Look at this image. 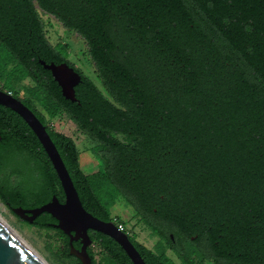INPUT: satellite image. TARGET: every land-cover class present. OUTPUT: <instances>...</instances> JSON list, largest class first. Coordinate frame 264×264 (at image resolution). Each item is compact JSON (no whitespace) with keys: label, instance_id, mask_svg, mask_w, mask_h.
<instances>
[{"label":"trees","instance_id":"obj_1","mask_svg":"<svg viewBox=\"0 0 264 264\" xmlns=\"http://www.w3.org/2000/svg\"><path fill=\"white\" fill-rule=\"evenodd\" d=\"M38 11L83 40L100 89L65 44L48 42ZM38 60L73 67L75 101ZM24 78L47 118L64 114L92 143L94 172L84 174L72 139L18 98ZM0 79L43 124L92 216L112 221L120 197L183 262L169 235L218 245L227 264H264V0H0ZM52 195L63 197L43 149L0 105V203L33 208ZM53 222L40 213L32 225L52 230L56 254L80 264ZM87 235L103 253L96 263L87 248L90 264H132L108 236ZM127 237L145 264H171L162 248Z\"/></svg>","mask_w":264,"mask_h":264},{"label":"water","instance_id":"obj_2","mask_svg":"<svg viewBox=\"0 0 264 264\" xmlns=\"http://www.w3.org/2000/svg\"><path fill=\"white\" fill-rule=\"evenodd\" d=\"M39 65L50 73L57 84L61 96L75 101L73 87L80 81V75L65 62L57 64L38 60ZM0 105L15 112L28 126L48 158L57 177L63 194V202L54 195L50 199L33 208L10 207L9 211L18 219L31 224L40 213L49 214L56 222L52 226L68 237V254L75 257L80 264H90L86 247L90 244L87 229L108 236L123 250L132 264H145L139 253L129 241L127 234L118 230L111 221H102L85 211L78 199L76 190L68 172L49 138L45 127L34 113L19 99L0 89ZM79 241V247L74 248L71 241ZM0 264H39L24 249V247L0 225Z\"/></svg>","mask_w":264,"mask_h":264},{"label":"rangeland","instance_id":"obj_3","mask_svg":"<svg viewBox=\"0 0 264 264\" xmlns=\"http://www.w3.org/2000/svg\"><path fill=\"white\" fill-rule=\"evenodd\" d=\"M38 13L48 42L50 44L57 42L65 44L68 47L67 60L84 75L89 77L100 89L93 73L92 63L86 53V45L83 40L76 33L64 28L54 17L40 11H38ZM2 83L0 79V87ZM32 87V81L28 78H24L14 86L13 91L18 98H29L53 130L61 132L72 139L78 151L80 170L84 174L94 172L96 170V162L90 155L92 143L64 114H58L51 119L47 118L43 110L38 106L35 98L30 94ZM109 215L121 222L124 225V231L143 246L147 248H164L162 245L163 242L157 240L156 236L149 231V229L137 218L133 210L120 197L115 198L113 204L109 208ZM0 216L20 239L47 264H71L69 261L61 259L56 254V249L60 245V242L52 230L38 229L31 224L22 222L12 215L2 203H0ZM180 243L183 248H188L190 246V244L185 242ZM90 249L94 261L100 263L103 253L96 244H91Z\"/></svg>","mask_w":264,"mask_h":264},{"label":"flooded vegetation","instance_id":"obj_4","mask_svg":"<svg viewBox=\"0 0 264 264\" xmlns=\"http://www.w3.org/2000/svg\"><path fill=\"white\" fill-rule=\"evenodd\" d=\"M62 192V191H61ZM63 195V194H62ZM57 199V198H56ZM58 200V199H57ZM59 202H63V197L61 200H58ZM12 214V213H11ZM13 215V214H12ZM137 216V215H136ZM17 218V217H16ZM137 218L139 219V217L137 216ZM18 219V218H17ZM20 220V219H19ZM140 220V219H139ZM22 221V220H21ZM141 221V220H140ZM24 222V221H22ZM56 221L54 220V222L52 224H54ZM112 222V221H111ZM142 222V221H141ZM51 224V225H52ZM32 225V223H31ZM52 228H54L52 226ZM87 230H90L91 233H94L96 231H93L91 229H87ZM150 231V230H149ZM87 232V231H86ZM151 232V231H150ZM99 233V232H98ZM152 233V232H151ZM128 236H131L129 235L128 233H126ZM154 234V233H152ZM155 235V234H154ZM156 236V235H155ZM170 239H171V243L172 245L174 246L175 249L179 250L180 252L183 251V252H186V258H185V261L183 262L182 259L176 254V252L171 248V247H168L166 246L164 243L162 244L164 246V248H162V252H163V255L170 261L171 264H220L221 262H219L221 259H222V264H227L226 262V259H224V257H215L214 254H215V251H218L220 249V247H218V245H216L215 247H208V248H205V243L203 240H199L197 242H194L193 241V238L194 236H191L190 237V241L188 244H190V246L188 248H183L182 244L178 241V239H174L172 238L171 235H169ZM67 238V244H68V237L66 236ZM157 240L160 241V239L156 236ZM135 240V239H134ZM72 242H75V243H78L79 244V241L78 240H75V241H71V245H72ZM138 242V241H137ZM91 244H96L95 242H92L90 240V244L86 247L87 248H90V245ZM141 244V243H140ZM97 245V244H96ZM68 247H69V244H68ZM98 247V246H97ZM145 247V246H144ZM154 247V246H153ZM75 248V247H74ZM147 248V247H146ZM228 248V246H226V248L224 247V249L222 248L220 251L223 253V251L225 250V253L229 254V252L226 251V249ZM149 249L150 251L154 252L155 251V247L154 248H147ZM160 249V247H159ZM91 250V249H90ZM187 251L190 252L187 253ZM220 252V253H221ZM182 255V253H180Z\"/></svg>","mask_w":264,"mask_h":264},{"label":"bare ground","instance_id":"obj_5","mask_svg":"<svg viewBox=\"0 0 264 264\" xmlns=\"http://www.w3.org/2000/svg\"><path fill=\"white\" fill-rule=\"evenodd\" d=\"M0 225L3 226L8 232L24 247V249L35 259L39 264H47L40 256H38L30 247H28L20 237L9 227V225L0 216Z\"/></svg>","mask_w":264,"mask_h":264},{"label":"built area","instance_id":"obj_6","mask_svg":"<svg viewBox=\"0 0 264 264\" xmlns=\"http://www.w3.org/2000/svg\"><path fill=\"white\" fill-rule=\"evenodd\" d=\"M5 92H7L8 94H10V92H8V91H5ZM112 223L115 225V227L118 230H120V231H122L124 233H127V232L124 231V225L122 223L118 222L115 218H112Z\"/></svg>","mask_w":264,"mask_h":264}]
</instances>
